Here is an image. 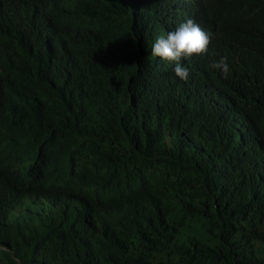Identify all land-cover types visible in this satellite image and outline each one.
I'll use <instances>...</instances> for the list:
<instances>
[{"label":"trees","instance_id":"1","mask_svg":"<svg viewBox=\"0 0 264 264\" xmlns=\"http://www.w3.org/2000/svg\"><path fill=\"white\" fill-rule=\"evenodd\" d=\"M52 1L61 17L0 31V141L59 145L67 163L86 154L105 189L40 232L7 207L0 264H264V145L229 136L221 86L249 99L264 136V13L205 0L227 11L213 61L230 71L192 63L184 81L152 55L153 0Z\"/></svg>","mask_w":264,"mask_h":264},{"label":"clouds","instance_id":"2","mask_svg":"<svg viewBox=\"0 0 264 264\" xmlns=\"http://www.w3.org/2000/svg\"><path fill=\"white\" fill-rule=\"evenodd\" d=\"M248 2L263 17L264 0ZM151 4L161 9L151 27L152 55L160 63L184 81L191 75L193 60L199 65L211 64L227 78V57L213 61V39L228 18L225 9H211L205 0H153ZM10 14L12 23L6 21ZM51 15L62 16L60 3L4 0L1 31L12 36L27 35ZM255 83L264 88L263 69ZM221 86L230 108L226 122L229 136L240 147L263 146V133L246 110L249 99L237 89ZM90 166L87 155L78 152L72 162L63 161L59 145H33L24 137L0 141V213L7 207L16 209L31 233L48 230L56 220L76 212L84 213L99 203L106 182L91 174Z\"/></svg>","mask_w":264,"mask_h":264},{"label":"bare ground","instance_id":"3","mask_svg":"<svg viewBox=\"0 0 264 264\" xmlns=\"http://www.w3.org/2000/svg\"><path fill=\"white\" fill-rule=\"evenodd\" d=\"M196 0H192V3H194ZM42 24V23H41ZM39 27H40V25H39ZM1 29V28H0ZM1 31V30H0ZM47 31H48V29H47ZM46 33V32H45ZM45 37V36H44ZM27 42V41H26ZM29 44V43H28ZM50 52V51H49ZM57 54V53H56ZM55 55V54H54ZM51 56V55H50ZM54 59V58H53ZM57 60V59H56ZM191 63H197L196 61H192ZM163 82V81H162ZM162 82H160V83H162ZM133 137V136H132ZM133 187V186H132ZM110 192V191H109ZM108 192V193H109Z\"/></svg>","mask_w":264,"mask_h":264},{"label":"rangeland","instance_id":"4","mask_svg":"<svg viewBox=\"0 0 264 264\" xmlns=\"http://www.w3.org/2000/svg\"><path fill=\"white\" fill-rule=\"evenodd\" d=\"M216 241H213L212 244H215Z\"/></svg>","mask_w":264,"mask_h":264}]
</instances>
